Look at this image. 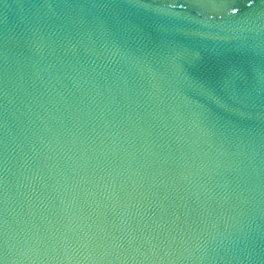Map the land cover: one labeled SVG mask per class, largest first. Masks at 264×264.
Returning a JSON list of instances; mask_svg holds the SVG:
<instances>
[{"label":"water","instance_id":"water-1","mask_svg":"<svg viewBox=\"0 0 264 264\" xmlns=\"http://www.w3.org/2000/svg\"><path fill=\"white\" fill-rule=\"evenodd\" d=\"M0 264H264V0H0Z\"/></svg>","mask_w":264,"mask_h":264}]
</instances>
